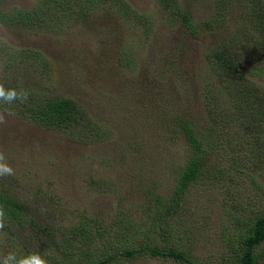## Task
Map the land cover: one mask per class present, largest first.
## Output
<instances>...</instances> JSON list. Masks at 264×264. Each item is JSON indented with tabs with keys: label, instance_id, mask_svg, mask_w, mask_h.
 Here are the masks:
<instances>
[{
	"label": "rangeland",
	"instance_id": "rangeland-1",
	"mask_svg": "<svg viewBox=\"0 0 264 264\" xmlns=\"http://www.w3.org/2000/svg\"><path fill=\"white\" fill-rule=\"evenodd\" d=\"M254 4L264 29V0H0V85L71 99L94 132L39 127L19 114L22 102L0 99V163L14 173L0 177V192L23 207L19 225L4 217L0 264L8 253L47 264H182L151 248L234 264L227 251L264 217V118L250 121L255 137L239 125L252 118L239 87L264 97V35L248 31ZM219 43L234 81L212 70ZM182 124L211 144L165 210L190 156ZM64 227L86 254L56 250ZM253 249L252 264H264V243Z\"/></svg>",
	"mask_w": 264,
	"mask_h": 264
},
{
	"label": "trees",
	"instance_id": "trees-1",
	"mask_svg": "<svg viewBox=\"0 0 264 264\" xmlns=\"http://www.w3.org/2000/svg\"><path fill=\"white\" fill-rule=\"evenodd\" d=\"M166 1V0H165ZM251 16L247 21L249 25L248 31L258 30L262 32L264 35V29L260 26V21L262 20L263 13L261 12L260 7L257 5H253L248 12V17ZM184 22H188L186 16H182ZM189 23V22H188ZM246 30V28H242ZM246 36L248 33L243 32ZM232 38H237L235 35L231 36L228 39L231 40ZM264 39V38H262ZM252 41V40H251ZM258 43L257 41H252V43ZM251 48V47H250ZM225 49V45L221 46L219 43L216 49L209 50L208 57L214 59L215 66L212 67V70H217L222 74V77L225 80H232L236 75L234 72L237 71V67H232L230 64V58L228 56L227 50ZM244 52H242V55ZM38 56V55H37ZM254 68L249 71V74L254 75ZM232 74L234 77H230L229 75ZM241 77V76H239ZM229 80V81H230ZM240 88V94H246V109L245 111H241V113H248L251 119L241 118V123L244 128V134L249 137H255V134L259 133V128L257 125H250V121L257 123L258 119L264 118V108L262 104L264 101L262 100V96L255 94V89L250 86L249 92H245L244 90L248 89V86L242 85ZM9 89L6 87V90ZM236 92V91H235ZM20 94L21 92L18 91ZM237 93V92H236ZM238 94V93H237ZM26 99H16L17 102H22V106L19 107V114L24 115L25 118L33 122L35 125L47 129L54 130L56 132H60L65 135H75L82 137L89 138L92 136L94 132L91 129V122L88 119V116L85 111H83L78 104H76L73 100L68 98H58L51 95H46L43 92L38 94L36 97H32L30 95L26 96ZM242 98V96H241ZM217 114V113H216ZM215 112L210 114L214 117H220L221 119H226V114L219 113L216 115ZM219 119V118H218ZM235 116H230V121H233ZM220 120V119H219ZM255 120V121H254ZM221 121V120H220ZM182 131L184 134L185 140L190 145V156L188 159L177 169L176 175L173 178V186L170 196L166 199L165 210H168L169 207H173L174 203L176 202V198L181 196L183 192L188 188V186L194 181L195 175L199 172L201 159L203 155H207L204 149L205 145H210L211 141L209 138H205L199 141L196 137L193 138L192 132L187 124H182ZM196 143V144H195ZM0 206L3 207L4 210V217L5 219L13 224L19 225L21 223V216L20 212L23 209L22 205L17 203L10 195L4 194L3 191L0 192ZM24 220L25 218L22 217ZM85 230V229H84ZM58 231V240L53 243L56 250L59 249L60 251L67 250V249H74L73 253L76 254L79 251L87 253L84 248H77L75 244H80L78 240H75L74 237L77 231L72 227H64L57 229ZM77 242V243H76ZM84 242L81 243V246ZM264 243V217L257 219L250 228H248V232L242 236L241 240L238 241V248L234 249V246L227 251L229 252L232 257H234V264H252L256 262V258L254 257L253 248L256 245H260ZM152 256L155 257H172L180 261L182 264H193L190 260L184 255L183 252L181 253H173L169 251H162L159 248H151L149 250ZM124 255L130 256L132 253L130 251L123 252ZM141 253V252H140ZM139 253V254H140ZM23 258L18 256L17 259ZM57 262L54 261V264Z\"/></svg>",
	"mask_w": 264,
	"mask_h": 264
},
{
	"label": "clouds",
	"instance_id": "clouds-1",
	"mask_svg": "<svg viewBox=\"0 0 264 264\" xmlns=\"http://www.w3.org/2000/svg\"><path fill=\"white\" fill-rule=\"evenodd\" d=\"M26 94L20 93L13 88L5 90L3 85H0V99L6 102H12L16 99H26ZM6 118L3 114H0V123H5ZM4 160L3 153H0V161ZM13 169L7 164L0 163V177L13 175ZM4 210L0 206V230L4 229ZM3 264H47V262L39 255V253H31L23 258L17 259L14 254L8 253L3 258Z\"/></svg>",
	"mask_w": 264,
	"mask_h": 264
}]
</instances>
